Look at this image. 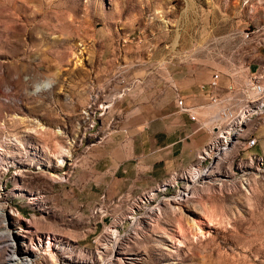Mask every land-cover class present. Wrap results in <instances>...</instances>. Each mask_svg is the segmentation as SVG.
<instances>
[{"label": "rangeland", "instance_id": "rangeland-1", "mask_svg": "<svg viewBox=\"0 0 264 264\" xmlns=\"http://www.w3.org/2000/svg\"><path fill=\"white\" fill-rule=\"evenodd\" d=\"M258 49L264 0H0V264L10 246L35 264L118 259L113 229L118 264H264V156L245 157L240 138L250 121L188 197L165 182L144 191L158 195L152 224L129 219L144 193L99 213L111 200L102 152L138 103L190 69L243 81ZM92 94L116 100L86 131Z\"/></svg>", "mask_w": 264, "mask_h": 264}, {"label": "crops", "instance_id": "crops-1", "mask_svg": "<svg viewBox=\"0 0 264 264\" xmlns=\"http://www.w3.org/2000/svg\"><path fill=\"white\" fill-rule=\"evenodd\" d=\"M248 64L252 79H259L264 86V49H258ZM213 75H200L192 69L185 71L182 76L174 74L171 86H164L169 90L164 99L157 93L149 101L146 99L138 103L136 123L131 126L129 133L114 135L102 152V159L109 168L107 192L110 199L126 191H146L195 165L199 154L211 144L218 132L216 130L211 137L212 122L219 106L210 105V91L208 88L202 89ZM220 84L226 88L230 79L223 75ZM177 91L188 104L202 107L196 111V116L198 122L208 124L207 127L198 129V122L192 121L187 114L179 113ZM206 110L215 114L207 117L204 115ZM253 119L248 121L240 138L246 132L249 140L257 138L258 144L252 152L262 157L264 113ZM249 140L243 145L244 148H250Z\"/></svg>", "mask_w": 264, "mask_h": 264}, {"label": "bare ground", "instance_id": "bare-ground-1", "mask_svg": "<svg viewBox=\"0 0 264 264\" xmlns=\"http://www.w3.org/2000/svg\"><path fill=\"white\" fill-rule=\"evenodd\" d=\"M258 86L259 89H264L259 82ZM259 95L261 97H264V91H261ZM111 100H113V98H111ZM236 113L237 111H231L228 117V123L226 125L227 127H224L225 125H223V130H218L215 139L199 154L198 160L195 165H193L186 171H182L180 173L172 175V177L164 183L166 188L178 190L177 196L179 197V199L188 197L189 194L192 193L188 192L193 187L204 182V179L208 174L207 172L214 165L213 160H215V158H218L219 154L229 152V150H231L235 146L238 141V136L244 130L245 125L250 119H253L257 115L264 113V98L259 105H256L255 107L245 106L238 114ZM253 141L254 140H249V144L253 143ZM184 185H186L185 190ZM157 196V194L144 193L134 198L130 204L131 211L129 219L132 221L143 220L147 224H149V222L151 221L152 224L156 220V218L159 217V201H157L156 199ZM112 231H114V235L112 236V240L110 242V245H112V256L115 255L116 257H118V259L110 257L111 259L100 260L99 264H118L124 261V259H120L119 257L120 254H123V249L120 243L122 241V237L117 233L115 229H113ZM42 242L44 244V241L40 240V245L35 250V256L37 258L38 256L44 255L43 252L45 250V247L41 244ZM9 248L11 249V251L9 256L7 257V264H26L28 262H33V258L26 255L25 252L20 250L17 251L13 246H10ZM102 249L105 250L106 248L103 247ZM73 256L74 255L59 257L57 255V264H84L79 263L78 261H73L71 259V257ZM127 260H129V258ZM32 264L35 263L33 262ZM128 264L133 263L128 262Z\"/></svg>", "mask_w": 264, "mask_h": 264}, {"label": "built area", "instance_id": "built-area-1", "mask_svg": "<svg viewBox=\"0 0 264 264\" xmlns=\"http://www.w3.org/2000/svg\"><path fill=\"white\" fill-rule=\"evenodd\" d=\"M244 73L246 74V77L243 81H237L233 76L229 75L230 84L226 88H223L220 84L223 73L216 72L214 73L210 82L207 85L202 86L203 90H206V88H208L210 91V105L219 106V111L215 115L212 122L211 137L213 136V134H215L216 130H223V125H227L228 117L231 111L239 109L248 101L255 100L259 93H261V91H264V89H259L258 82L252 79V73L249 70V66L244 68ZM175 90L177 89L175 88ZM99 93L100 92H98L97 94ZM97 94H92V100L90 105L88 106L91 107V117L88 121L89 128L86 129V131H92V129L95 128V117L104 116L114 104L113 100H108V98L102 101L98 100L99 96ZM121 94L122 96L118 97L117 99L123 97L124 91H122ZM177 106L179 113L187 114L192 121L198 122L196 111L198 109H201L202 107L188 104L185 99L178 93V91ZM207 125L208 124L206 123H199L198 129H203L207 127ZM257 144L258 139L256 138L254 139L253 143L250 144V148L248 151H246L245 157L255 156V153H253L252 150L257 146ZM199 152L197 153L196 157L198 156ZM137 193H144V190ZM137 193L126 191L111 200L106 199V197L104 196L102 199L107 201L108 206H110V210H108L107 212V210L99 208V213H108V219H110L119 212L122 205L128 204Z\"/></svg>", "mask_w": 264, "mask_h": 264}]
</instances>
